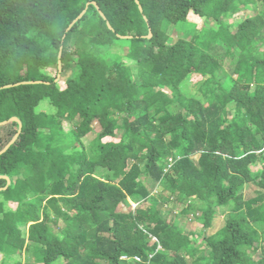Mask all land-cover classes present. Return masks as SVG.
Listing matches in <instances>:
<instances>
[{
  "label": "trees",
  "instance_id": "obj_1",
  "mask_svg": "<svg viewBox=\"0 0 264 264\" xmlns=\"http://www.w3.org/2000/svg\"><path fill=\"white\" fill-rule=\"evenodd\" d=\"M0 122V263L264 264V0H0Z\"/></svg>",
  "mask_w": 264,
  "mask_h": 264
},
{
  "label": "rangeland",
  "instance_id": "obj_2",
  "mask_svg": "<svg viewBox=\"0 0 264 264\" xmlns=\"http://www.w3.org/2000/svg\"><path fill=\"white\" fill-rule=\"evenodd\" d=\"M230 2V0H228ZM228 5V3H226V6ZM244 4H242L243 6ZM241 6L240 8V11H241V14H240V18H245L246 16H251L255 13V10L257 9L255 7V4L252 3V2H248L246 3L243 7ZM218 18L219 19H222L226 22H232V17H226V13L225 12H222L220 15H218ZM189 19L190 20H193L194 22H197V28L200 29L204 26L206 27H210L212 25V23H214L215 21H208L204 18H200L196 15H193V14H189ZM172 27H174V25L170 26L167 33L164 34L166 37L169 36L171 38L170 42L174 41L175 40V35H173L172 33ZM177 28V27H176ZM184 28H186L187 30L191 29L190 26L187 24V26L185 25ZM220 44V43H218ZM222 47H219L217 44L215 45L214 47V59L209 58L208 59V62L211 61L212 64L210 63L211 67H209L208 69H205V72H208L212 69V66L216 67L218 64L219 66H221L222 68H224L225 70H223L224 72H227L229 70L228 68V65L230 63V60L231 58L229 56H226L224 55L223 51L225 50H222L221 49ZM48 70L51 72V73H54L55 72V65H52L50 68H48ZM200 78V75H193L192 76V80L193 81H196ZM62 85L64 86V82L62 83ZM47 100H44V103H46ZM43 102L40 104H44ZM39 105V106H40ZM41 107V106H40ZM39 107V108H40ZM44 111L47 110L44 106ZM231 114V113H230ZM229 114V115H230ZM116 123H114L115 125ZM72 126V124H70ZM70 125L66 124L64 125V127H69ZM91 129L92 131L88 134L85 135L83 141L85 142V145L89 146V143L91 142V140L96 136V133H98V131L100 130V127L98 124L94 123L92 126H91ZM114 135L113 136H109V137H105L103 139V142H109L111 140L113 141H118L120 139V131L118 129H116V127L114 128ZM24 141V140H23ZM23 141L22 139H18L16 142L20 145V144H23ZM197 156H193V158H196ZM260 163H254V168L255 169H259L260 168ZM150 188V186L148 187ZM162 188L160 186H157V187H153L151 193H148L147 197L149 196H156L158 194V192L161 190ZM255 187H253L252 185L250 184H246L244 187H243V193H244V196L246 198H250L252 197L255 192ZM140 203V207L141 208H147V206L149 205V201L148 200H140V201H137V200H134V199H131V198H126L124 200V203H120L117 207V210L120 211V210H124L126 209L128 206H131V208H136L138 206V204ZM9 205V204H8ZM179 209H176L175 211H178ZM226 211V210H225ZM225 213V214H224ZM223 214H221V211H217L216 214H215V217L212 221V224L210 227H208V229H206V234H213L215 233L218 229H220L223 225H224V220H225V216H226V212H224ZM172 214H169V217H171ZM188 218H182L180 220H182L183 224H184V228L186 231H195V230H198L200 228V225L197 223V221L194 219L193 215H189L187 216ZM53 220V218L51 217V221ZM60 226L62 225V222H60L59 224ZM195 236V235H193ZM201 237V236H200ZM200 242L204 243V240H203V237H201L199 239ZM26 245V244H25ZM24 245L23 247V250H22V253L20 254L22 259V263L21 264H30V262L27 261V259L23 256H28L30 255L29 253V250L28 248ZM35 253V252H34ZM36 254V253H35ZM255 255V253H254ZM259 256V253L257 252L255 257H258ZM2 258V255L0 256V260ZM16 261V257L14 256L13 259L9 262H1L0 264H13L11 262H14Z\"/></svg>",
  "mask_w": 264,
  "mask_h": 264
},
{
  "label": "crops",
  "instance_id": "obj_3",
  "mask_svg": "<svg viewBox=\"0 0 264 264\" xmlns=\"http://www.w3.org/2000/svg\"><path fill=\"white\" fill-rule=\"evenodd\" d=\"M11 196H12V195H11ZM6 199L8 200L7 204H9V205H8L9 207H11V208H15V207H16L17 202H18L17 197L12 196V197H8V198H6ZM25 246L28 248L30 255H31V254L34 255L35 253H37V249H36V247H35L34 245H31V244L27 243ZM32 246L34 247V249H30V247H32ZM34 252H35V253H34ZM1 255H2V253L0 252V256H1ZM23 257L26 258V256H23Z\"/></svg>",
  "mask_w": 264,
  "mask_h": 264
},
{
  "label": "water",
  "instance_id": "obj_4",
  "mask_svg": "<svg viewBox=\"0 0 264 264\" xmlns=\"http://www.w3.org/2000/svg\"><path fill=\"white\" fill-rule=\"evenodd\" d=\"M12 120H16V121H18V119L16 118V117H12V118H10V121H12ZM3 123H5V122H0V125H2ZM20 126H21V124H20V122H19V129H18V132L13 136V138L11 139V141L4 147V149L1 151V152H3L5 149H7L13 142H15V140H16V138L18 137V134H19V131H20ZM2 177H4V178H6L7 179V185L9 184V178L7 177V176H2ZM7 187V186H6ZM6 187H4V188H6ZM0 190H1V188H0Z\"/></svg>",
  "mask_w": 264,
  "mask_h": 264
},
{
  "label": "built area",
  "instance_id": "obj_5",
  "mask_svg": "<svg viewBox=\"0 0 264 264\" xmlns=\"http://www.w3.org/2000/svg\"><path fill=\"white\" fill-rule=\"evenodd\" d=\"M135 259H137V260H139V258L138 257H134Z\"/></svg>",
  "mask_w": 264,
  "mask_h": 264
}]
</instances>
